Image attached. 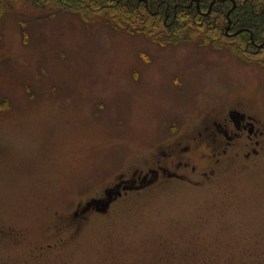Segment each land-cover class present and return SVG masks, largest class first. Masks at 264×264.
<instances>
[{
	"label": "rangeland",
	"instance_id": "obj_1",
	"mask_svg": "<svg viewBox=\"0 0 264 264\" xmlns=\"http://www.w3.org/2000/svg\"><path fill=\"white\" fill-rule=\"evenodd\" d=\"M14 5L0 264H264L262 66L229 39L161 44L153 24ZM235 113L263 136L228 139Z\"/></svg>",
	"mask_w": 264,
	"mask_h": 264
},
{
	"label": "trees",
	"instance_id": "obj_2",
	"mask_svg": "<svg viewBox=\"0 0 264 264\" xmlns=\"http://www.w3.org/2000/svg\"><path fill=\"white\" fill-rule=\"evenodd\" d=\"M25 1L38 9L77 13L85 20L92 15L104 13L110 18V22L116 25L135 26L136 24V27H141L142 32H146L153 24L157 29L162 27L168 34L161 44L197 40L201 46L210 45L222 49L228 43L223 42L224 39H229L234 42L228 47L232 48L238 57L242 60L256 61L264 69V46L261 49L254 46L264 40V0H234L237 8L231 14V31L232 33L241 31V33L233 38H227L225 35L228 25L226 15L232 8L231 2L217 3L208 13L214 0ZM14 2L15 0H0V18L3 14L14 10Z\"/></svg>",
	"mask_w": 264,
	"mask_h": 264
},
{
	"label": "flooded vegetation",
	"instance_id": "obj_3",
	"mask_svg": "<svg viewBox=\"0 0 264 264\" xmlns=\"http://www.w3.org/2000/svg\"><path fill=\"white\" fill-rule=\"evenodd\" d=\"M254 44V43H253ZM260 44H264V40L260 41L259 43H257L256 45H254L257 49H259V46ZM264 46V45H263ZM263 46L260 47L263 48ZM236 114V113H235ZM238 117H235V115H230V119L235 123V126H236V130L237 132L234 133V131L232 132V135L231 137H229L228 135H226V137L228 139H234V138H242L243 137V134L247 133L249 134L248 136V139L249 140H252L253 136H255L256 138L259 137V136H263V133L262 132H259V133H255L254 132V122L251 121L252 118L250 117H243L239 114H236ZM239 131V132H238Z\"/></svg>",
	"mask_w": 264,
	"mask_h": 264
},
{
	"label": "water",
	"instance_id": "obj_4",
	"mask_svg": "<svg viewBox=\"0 0 264 264\" xmlns=\"http://www.w3.org/2000/svg\"><path fill=\"white\" fill-rule=\"evenodd\" d=\"M143 1L146 2V0H143ZM227 1H229V2L232 3V8L229 10V12H228V14H227L228 25H227V28H226L225 31H226V36L233 37V36H237L238 34L241 33V31H238V32H236V33H234V34H232V35H229V34H228V31L230 30V25H231V13H232L233 10L236 8V3H235L234 0H214V1L211 3L210 7H209L208 13L211 11L212 7H213L214 5H216L217 3H223V2H227ZM196 2H197V4H198V1H196ZM197 9L200 11L199 6H197ZM251 39H252V42H253V38H252V37H251ZM263 45H264V44L260 45L259 47H261V46H263Z\"/></svg>",
	"mask_w": 264,
	"mask_h": 264
}]
</instances>
